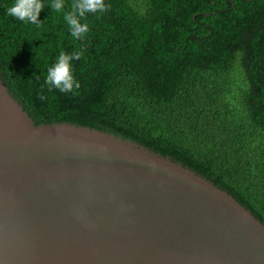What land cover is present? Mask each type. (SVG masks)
<instances>
[{
	"label": "trees",
	"instance_id": "16d2710c",
	"mask_svg": "<svg viewBox=\"0 0 264 264\" xmlns=\"http://www.w3.org/2000/svg\"><path fill=\"white\" fill-rule=\"evenodd\" d=\"M12 3L0 0V73L36 122L142 143L264 223V0H105L80 40L49 0L37 24L8 16ZM73 50L79 88L49 87L48 69Z\"/></svg>",
	"mask_w": 264,
	"mask_h": 264
},
{
	"label": "water",
	"instance_id": "95a60500",
	"mask_svg": "<svg viewBox=\"0 0 264 264\" xmlns=\"http://www.w3.org/2000/svg\"><path fill=\"white\" fill-rule=\"evenodd\" d=\"M0 264H264V223L142 143L36 122L0 73Z\"/></svg>",
	"mask_w": 264,
	"mask_h": 264
},
{
	"label": "clouds",
	"instance_id": "9594fccd",
	"mask_svg": "<svg viewBox=\"0 0 264 264\" xmlns=\"http://www.w3.org/2000/svg\"><path fill=\"white\" fill-rule=\"evenodd\" d=\"M47 6L56 13H62L70 35L80 40L89 31L86 17L90 13H103L108 10L105 0H71L70 10L65 11L64 0H49ZM46 7L44 0H13L6 14L24 23L37 24L40 12ZM85 21V22H82ZM83 52L73 50L61 52L57 61L47 71L45 83L60 92H72L79 88V82L73 74L72 61L80 60Z\"/></svg>",
	"mask_w": 264,
	"mask_h": 264
}]
</instances>
